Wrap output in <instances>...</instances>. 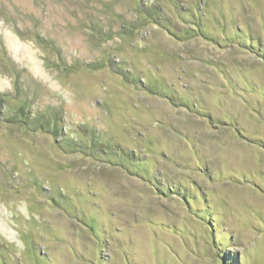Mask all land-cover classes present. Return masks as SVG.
I'll return each mask as SVG.
<instances>
[{
  "label": "rangeland",
  "instance_id": "obj_1",
  "mask_svg": "<svg viewBox=\"0 0 264 264\" xmlns=\"http://www.w3.org/2000/svg\"><path fill=\"white\" fill-rule=\"evenodd\" d=\"M0 264H264V0H0Z\"/></svg>",
  "mask_w": 264,
  "mask_h": 264
},
{
  "label": "trees",
  "instance_id": "obj_2",
  "mask_svg": "<svg viewBox=\"0 0 264 264\" xmlns=\"http://www.w3.org/2000/svg\"><path fill=\"white\" fill-rule=\"evenodd\" d=\"M19 110H16L17 111V113L22 117V115H23V108H18ZM20 117V121L22 122V123H25V120H23L24 118H21ZM42 117H40V116H38V117H36V119H35V122H34V126H35V128L36 129H38V130H45L46 129V124H45V122H44V118L43 119H41ZM54 122H55V119H54ZM54 126V125H53ZM55 132H56V134H59V133H61V128H56V130H55ZM230 261H232V258H230L229 259V262Z\"/></svg>",
  "mask_w": 264,
  "mask_h": 264
}]
</instances>
